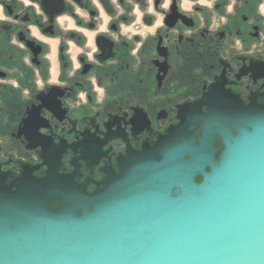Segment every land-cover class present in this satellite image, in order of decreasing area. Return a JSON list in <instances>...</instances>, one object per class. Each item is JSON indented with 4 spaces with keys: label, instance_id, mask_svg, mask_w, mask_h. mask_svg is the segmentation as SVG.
I'll list each match as a JSON object with an SVG mask.
<instances>
[{
    "label": "flooded vegetation",
    "instance_id": "obj_1",
    "mask_svg": "<svg viewBox=\"0 0 264 264\" xmlns=\"http://www.w3.org/2000/svg\"><path fill=\"white\" fill-rule=\"evenodd\" d=\"M75 2L88 7L83 0ZM119 2L131 11L125 0ZM137 2L143 9V0ZM181 2L173 0L166 28L148 35L133 55L141 40L133 33L150 27L154 16L144 15L142 25L133 15L104 21L111 32L123 34L116 43L103 34L91 37L95 23L85 24L68 0H43L48 25L31 8L17 14L20 0H8L5 11L20 24H0V184L17 181L31 168L33 176H41L47 167L44 159L54 160L57 153L60 172L77 167L81 180L100 181L107 169L118 171L130 154L151 147L183 120L205 113L207 106L229 104L232 96L242 106L264 105V0H187V14L177 11ZM65 11L70 13L67 19ZM89 14L95 11L89 8ZM73 20L87 31L69 28ZM28 24L47 39L30 38L31 28L22 27ZM187 30L191 36L184 35ZM124 35H131V41ZM89 39L100 47L98 64L87 63L67 43L84 45ZM73 55L83 64L79 70ZM69 70L75 71L73 77ZM53 79L61 83L41 90ZM202 127L189 125L196 137ZM213 145L218 158L220 137L213 138ZM87 187L93 190L95 185L89 182Z\"/></svg>",
    "mask_w": 264,
    "mask_h": 264
},
{
    "label": "water",
    "instance_id": "obj_2",
    "mask_svg": "<svg viewBox=\"0 0 264 264\" xmlns=\"http://www.w3.org/2000/svg\"><path fill=\"white\" fill-rule=\"evenodd\" d=\"M59 156L1 182L0 264H264V105L207 106L100 181Z\"/></svg>",
    "mask_w": 264,
    "mask_h": 264
},
{
    "label": "clouds",
    "instance_id": "obj_3",
    "mask_svg": "<svg viewBox=\"0 0 264 264\" xmlns=\"http://www.w3.org/2000/svg\"><path fill=\"white\" fill-rule=\"evenodd\" d=\"M8 2V0H0V24H14L19 25L20 21L17 19H14L13 16L8 15L5 11V4ZM125 2L131 6V11H126L124 6L119 2V0H107L108 6L111 8V10L114 11V15H109V12L106 10L104 0H83V3L88 5V7H82L80 4H77L75 0H68V3L71 5V8L75 11L76 15L84 21L85 24H88L90 22H94L96 27L91 31L90 36L95 37L96 35H105L110 38L115 39L116 43H119L120 35L123 34H117L114 32H111L104 21L111 22L113 20H118L121 16L124 15H133L136 17V23L142 25V18L144 15L154 16L155 21L150 26L147 27L146 30H141L138 32H134L133 34H138L141 36V40L136 43V46L133 50V55H136L137 52H139L140 48L144 44L145 40L148 38V35L155 36L156 35V29H162L166 28V25L164 23L166 17L171 12V6L173 4V0H159V3L157 4L156 0H143V9H141V4L137 2V0H125ZM233 4L235 3V0H232ZM21 3V9H18L19 14L21 11H26L27 9L31 8L33 10L34 15L39 17L40 23L43 25H48L50 21L49 14L45 11L44 8L41 7L43 4V0H20ZM190 5L188 4L187 0H183V2L178 3L177 11L187 14L190 10ZM209 8L212 7L211 4L208 5ZM89 8L95 11V15L89 14ZM261 14H264V5L260 6ZM229 12L232 11L231 5L227 9ZM70 13L65 11L63 13L64 19H67L69 17ZM56 21H59L60 17H55ZM57 28L60 29L61 32L66 33V29H64L59 23L56 24ZM23 28H31V32L29 33V37L32 38L34 36H38L40 41H45L47 38L40 33L39 28L35 27L34 25L28 24V25H22ZM69 28H73L76 31H87L86 29H82L79 26H75V21L73 20L72 23L69 24ZM173 35H176V31L173 30ZM185 36H191L192 31L187 30L184 32ZM124 38L131 41V35H124ZM61 38L57 37V42L59 43V40ZM15 42V41H14ZM70 45H73L77 48V53L79 55H83L85 57V60L89 64H98L99 61L96 59V54L100 52V47H98L92 39H89L85 42L84 45H75L74 41H67ZM89 45H91L89 47ZM19 47L21 49H24V44L19 43ZM71 59L75 63V69L79 70L83 67V64L76 58L75 55L71 56ZM139 60V57H137ZM75 75L74 70H69L68 76L73 77ZM48 83L53 84H60L61 82L58 79H53L52 81H45L41 85V90H43L44 86ZM251 131V129H250ZM186 154L188 152H184L182 159L187 161ZM209 165H205L207 167ZM176 188V186H173ZM172 191V189H170Z\"/></svg>",
    "mask_w": 264,
    "mask_h": 264
}]
</instances>
